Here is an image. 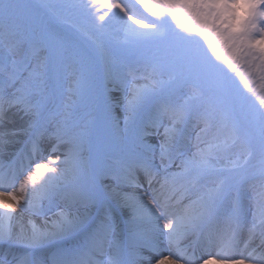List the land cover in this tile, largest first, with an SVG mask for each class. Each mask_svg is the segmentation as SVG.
Returning <instances> with one entry per match:
<instances>
[{
	"label": "snow or ice",
	"instance_id": "1",
	"mask_svg": "<svg viewBox=\"0 0 264 264\" xmlns=\"http://www.w3.org/2000/svg\"><path fill=\"white\" fill-rule=\"evenodd\" d=\"M0 264H264V0H0Z\"/></svg>",
	"mask_w": 264,
	"mask_h": 264
}]
</instances>
